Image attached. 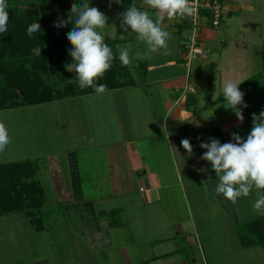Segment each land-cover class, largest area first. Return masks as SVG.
Here are the masks:
<instances>
[{"label": "crops", "instance_id": "0c3cea01", "mask_svg": "<svg viewBox=\"0 0 264 264\" xmlns=\"http://www.w3.org/2000/svg\"><path fill=\"white\" fill-rule=\"evenodd\" d=\"M81 1L84 2V0ZM88 2L90 6L98 8L108 17L109 26L102 30L105 42L114 45L115 49L118 44L131 45L133 59L132 63L126 66V71L123 72L121 87L107 90L103 94L92 93L47 104L52 105L53 108L59 106L60 103L62 104L60 106L74 104L76 109L80 105L79 107L83 110L77 109L78 112L82 111L83 115L91 116L90 118L93 117L95 109H97L96 113L99 116L100 114L110 113L114 119L119 118L116 120L118 128H116L115 134L111 135L102 144H93L97 163L92 150L90 154L89 151L78 152L75 150L65 153L61 165L59 164L58 169H54L55 180L52 185L63 196L62 200H69L68 206L62 207L61 211L68 217L67 213L72 210L82 214L84 210L83 203H86L85 206L88 207L90 204L94 206L96 204L94 201L86 199L84 186L88 184L89 178H92L93 175L99 177L98 179L102 175L106 181L105 185L110 190L108 196L98 202L107 203L109 199L114 200L116 198L117 203L113 207L107 208L111 215L115 211H123L128 204L135 205L134 202H136V206L142 208L156 207V212L160 215L162 213L164 218L168 220L166 226L152 230L154 233L152 235H155L156 238L154 241L149 242L151 247L148 245L141 246L143 247L141 252H144V257L148 256L146 261L149 262L147 264L152 261H173L174 257L179 254L178 251L170 253L161 251L164 244L173 245L177 238L181 239L182 243L187 244V246H183L192 251L188 255L191 254L193 257L199 255V249L197 247L194 249V246H196L195 239H197V236L195 237V225L192 227V233L191 227H188L187 224L191 223L192 226L194 224L188 208L189 204L186 203V211L182 215L181 213L169 214L171 207L167 203V201L173 199L167 192L169 187L178 185L180 189L185 190V188L193 185L192 181L195 182L196 180L195 176L191 179L189 175L190 166L193 165L191 158H195V154H192L193 156L190 159L187 158L189 153L185 149L181 150V141L189 139L195 150L202 142L200 138H209V142L211 141V136L206 130L218 129L225 138L237 132L238 129L243 130L245 117L243 122L239 121L234 111L225 107V101L216 103L215 101L222 94L221 89L224 83L229 80L242 83L246 79L240 78L239 74L247 73L256 64H260L258 60L253 59L251 49L253 45L257 44L262 49L264 40H262L263 42L256 41L254 40L256 37L249 36L242 31L237 35L226 33L222 35V25L218 30L207 28L204 31L203 40L209 51V58L207 61L193 63L191 69H188L185 66L183 57L185 40L183 29L166 18L163 27L172 37L168 41V49H161L160 52L151 54L150 59L137 61L134 58L135 53L137 51L143 53L146 47L136 40V34L131 30L123 32L120 23L121 13L125 12L132 3H135L138 8H146L143 0H88ZM243 9H253L252 4H249L246 0H227L226 14L232 16ZM149 11L151 12V10ZM227 30L228 27L226 26L225 31L227 32ZM122 35L123 39H121ZM254 49L256 50V48ZM205 63L208 66L206 69L207 75L209 76L210 71L214 73V85L209 93V78L206 80V87L201 84ZM139 73L142 74V77ZM83 100H86V105H82ZM88 102H93L92 106L95 105L96 108L89 111ZM157 106L159 111L156 109ZM55 110H57V107ZM144 111L145 114L141 119L140 114ZM3 117L4 115L0 114V122L5 123L1 119ZM27 118L32 119L33 117L27 116ZM137 118L141 120H137ZM150 119L151 121H149ZM128 121L131 122L130 126ZM67 122L68 126L73 125L72 120L68 119ZM132 122L134 123L132 124ZM79 123H83V121H78L77 124ZM129 127H132V129ZM21 130L22 127L20 126L17 131L18 135ZM193 133L194 135L197 134L199 139H194ZM117 135H119L118 139ZM91 140H94V136L91 137ZM145 149L148 152L145 153ZM51 155H54V153L49 154V156ZM42 156H45V154L36 146H24L21 143L15 144L14 142L12 144L11 142L10 145L6 146L5 151L0 152V165L24 161L37 163L36 161H39ZM163 159H166L164 162H169L167 171L164 168L165 173L162 170L164 166ZM100 160L102 166L104 164L101 172H99L100 168L97 169L98 171L94 168V171L97 172L90 175L81 168L82 164L97 167L96 164H99ZM184 166L188 168L187 174L181 173ZM189 179L192 181L190 182ZM138 187L139 191L146 196L134 199L135 195H132V193L136 192ZM183 199L184 202L187 201L185 194ZM90 209H93V207ZM100 211L105 212V209ZM91 223L95 224L96 222L91 221ZM113 232H106V241L109 245L113 244L116 239V233L113 234ZM248 249L260 250L259 247ZM157 251L160 253L157 254ZM260 252L264 255L263 250H260ZM256 253L257 257L261 255L258 251ZM126 260L136 261V258L134 259L128 254ZM139 261L144 260L141 258ZM180 264L187 263L183 261ZM221 264H264V261H222Z\"/></svg>", "mask_w": 264, "mask_h": 264}, {"label": "rangeland", "instance_id": "374dc122", "mask_svg": "<svg viewBox=\"0 0 264 264\" xmlns=\"http://www.w3.org/2000/svg\"><path fill=\"white\" fill-rule=\"evenodd\" d=\"M246 1L252 4L253 9H243L232 16L224 15L221 33L222 35L223 33L237 35L242 31L249 36L256 37L254 40L263 42L264 0ZM226 26L228 27L227 32L225 31ZM183 32L184 43H186V39L191 36V31L184 29ZM257 45L252 46L251 53L253 59L258 60L260 64H256L247 73L239 74L240 78L247 80L256 75L255 73L264 71V44L262 49ZM203 67L201 84L206 87V80L209 78L206 72L207 63ZM139 74L142 77V74ZM148 89L147 91H149ZM117 96L119 98L118 94ZM81 103L86 105L87 102L83 100ZM92 104L93 102H88L89 111L96 108ZM60 105L62 104L60 103ZM60 105L53 108L52 105L46 104L10 112H0L4 115L1 119L5 121L4 124L8 129L9 145L11 142L12 144L14 142L15 144L21 143L24 146L33 145L45 154V156L39 158V161H36V165L40 168L36 179L42 183L46 193L44 206L37 212L43 219L42 231L38 232L36 230L30 219L27 218L25 211L0 217V264H147L149 262L146 261L148 256L144 257V252H141L143 247L141 246L148 245L151 247L149 242L154 241L156 238L155 235H152L154 234L152 230L162 228L168 223L162 213L160 215L156 212V207L142 208L136 206V202H134L135 205L128 204L123 211L111 215L107 208L113 207L117 200L115 198L114 200L109 199L107 203L98 202L108 196L110 188L105 185L106 181L102 175H100V179L93 175L92 178H89L88 184L84 186V192L86 199H91L96 204L94 206L90 204L88 207L85 206L86 203H83L84 210L82 214L72 210L67 213V217L62 213L61 208L67 207L69 200H62L63 196L52 185L55 180L54 169H58L59 164L61 165L63 161L64 154L69 151H89L90 154L92 150L95 159L97 156L93 150V144H102L111 135H114L116 128H118L116 120L119 118L114 119L110 113L100 114L99 116L96 113L97 109H95L92 119L91 116L83 115L82 111L78 112L77 109L83 110L79 107L80 105L77 109L74 104ZM75 106L77 105L75 104ZM56 107L57 110H55ZM158 108L157 106L156 109L158 110ZM144 114L145 111L140 114L141 119H143ZM27 116L33 118L28 119ZM140 118H137V120H141ZM68 119L73 121L72 126L67 125ZM78 121H83V123L77 124ZM130 123L128 121L129 126ZM105 125L109 126L103 127ZM20 126L22 130L18 135L17 131ZM132 127L129 128L132 129ZM135 128L136 126L134 130ZM235 133L246 139L244 130L240 131L238 129ZM192 135L194 139H199L197 134L194 135L193 133ZM92 136H94L93 141L91 140ZM118 137L119 135H117V139ZM200 139L202 142H209V138ZM220 140H225V143L231 142L232 135L226 138L221 135ZM192 147L193 151L189 153L187 158L190 159L193 156L192 154H195V158H191L193 165L190 166L189 175L191 179L195 176L196 180L194 182L189 179L193 185L185 188V190L180 189L178 185L169 187L167 192L173 199L167 201V203L171 207L169 214L181 213L182 215L186 211L187 204H189L188 208L194 224L193 226L191 223L187 224L188 227H191V231L195 225V237L197 236V239H195L196 246H194V249L197 247L201 255H195L194 257L191 254L188 255L192 251L185 247L187 244L182 243L183 241L177 238L173 245L164 244L162 251L159 249L165 253L178 251L179 254L174 257L173 261H152L149 264H180L183 261L187 264H221L222 261H264V255L260 252L264 249L259 247L260 250H244L240 243V231L243 230V224L258 216L253 208L257 192L253 190L248 197L239 198L235 204L225 200L222 195H217L215 192L217 181L215 172L212 171L211 165L207 161L201 159L206 150L201 148L200 145L195 150L193 144ZM182 149L184 150L181 146ZM146 152H148L147 149H145ZM52 153L54 155L49 156ZM95 160L97 163V158ZM165 160L163 159V162ZM163 165L162 170L166 169L167 171L169 162L166 161ZM96 166L91 167L82 164L81 168L91 175L93 172H97L98 168L101 172L104 164L102 166L100 160V163ZM94 168L97 171H94ZM181 171V173L187 174L188 168L184 166ZM173 172L175 173L174 170ZM61 189L63 190L64 187ZM184 194L187 198L186 202L183 199ZM132 195H135L134 199L146 196L139 191V187ZM91 207L93 209H90ZM102 209H105V212L100 211ZM91 221L96 223L92 224ZM113 224L115 227L112 226ZM112 231H114L113 234L116 233V239L113 244L109 245L106 241V232ZM256 251L261 254L259 257H257ZM159 253L157 251V254ZM128 254L134 259L136 258V261H127ZM140 257L144 261H139V259L141 260Z\"/></svg>", "mask_w": 264, "mask_h": 264}, {"label": "trees", "instance_id": "16d2710c", "mask_svg": "<svg viewBox=\"0 0 264 264\" xmlns=\"http://www.w3.org/2000/svg\"><path fill=\"white\" fill-rule=\"evenodd\" d=\"M7 3L8 30L0 33V112L95 93L92 88L81 89L77 83L69 81L76 76L65 67L73 61L69 54L72 45L67 39L73 25L54 26L60 19L67 21L72 4L78 5L82 1L7 0ZM34 22L40 24L41 30L29 37L27 28ZM107 44L117 58L97 84H106L107 90H111L121 87L126 66L119 61L114 45ZM36 47L42 49L40 57L32 54V49ZM213 81L214 73L210 71L208 93L212 91ZM239 87L247 105L246 108L241 106L245 117L243 130L247 138L253 126L252 114L259 115L264 111V71L248 78ZM222 101L221 94L215 103ZM206 132L211 139L219 140L221 137L218 129ZM220 142L225 143V140ZM38 171L36 163L30 161L0 165V217L25 211L27 218L40 232L43 230V219L37 212L44 206L46 193L42 183L36 179ZM243 225L240 231L241 246L245 249H264V215H258Z\"/></svg>", "mask_w": 264, "mask_h": 264}, {"label": "clouds", "instance_id": "9594fccd", "mask_svg": "<svg viewBox=\"0 0 264 264\" xmlns=\"http://www.w3.org/2000/svg\"><path fill=\"white\" fill-rule=\"evenodd\" d=\"M146 8H138L132 3L125 12L121 13L120 27L123 32L136 34V40L145 45L142 53L137 51L134 58L137 61L151 58V54L168 49L171 34L164 29L165 19L173 20L177 17L191 16L194 9L190 0H143ZM9 5L7 0H0V33L8 30ZM151 10V12L149 11ZM75 17V19H73ZM73 25L67 33V39L72 45L69 51L73 58L65 65L67 71L74 72L75 78L69 80L78 84L79 88H92L95 93L103 94L107 91L106 84H97V81L112 68L117 58L113 49L105 42L102 30L109 26L108 17L98 8L90 6L88 0L83 3H73L68 20L60 19L54 26L57 28ZM41 30L39 23H32L27 28L29 37ZM123 39V35L121 36ZM41 48L32 49V54L40 57ZM116 53L123 66L132 63V46L117 45ZM238 82L229 80L223 84L222 97L225 107L234 111L237 119L244 120L242 107L244 93L240 91ZM253 126L246 139L232 133V141L221 143L212 138L210 142H202L200 147L206 151L201 159L211 165L217 181L215 192L235 204L241 197H248L255 190L257 198L253 208L258 215H264V111L259 115L252 114ZM10 143L8 129L0 122V152L5 151ZM182 147L192 153L193 147L189 139L181 141Z\"/></svg>", "mask_w": 264, "mask_h": 264}, {"label": "built area", "instance_id": "2783aa9c", "mask_svg": "<svg viewBox=\"0 0 264 264\" xmlns=\"http://www.w3.org/2000/svg\"><path fill=\"white\" fill-rule=\"evenodd\" d=\"M194 11L191 16L177 17L172 21L183 30L191 31L190 38L184 43L185 66L191 69L193 63L207 61L209 51L207 50L203 34L205 29L218 30L226 15L227 0H190Z\"/></svg>", "mask_w": 264, "mask_h": 264}]
</instances>
